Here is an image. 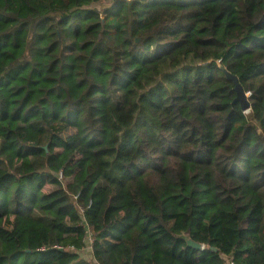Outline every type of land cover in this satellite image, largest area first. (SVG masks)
<instances>
[{
    "label": "trees",
    "instance_id": "16d2710c",
    "mask_svg": "<svg viewBox=\"0 0 264 264\" xmlns=\"http://www.w3.org/2000/svg\"><path fill=\"white\" fill-rule=\"evenodd\" d=\"M229 261L264 264V0H0V264Z\"/></svg>",
    "mask_w": 264,
    "mask_h": 264
},
{
    "label": "water",
    "instance_id": "95a60500",
    "mask_svg": "<svg viewBox=\"0 0 264 264\" xmlns=\"http://www.w3.org/2000/svg\"><path fill=\"white\" fill-rule=\"evenodd\" d=\"M221 70L225 73L226 77L233 82L234 84V91L236 93V98L235 101L240 103L241 109L244 112H247L250 109V104L248 102V98L249 95L247 93L244 92V90L242 89L241 85L239 84V81L237 79V77L229 74L224 67H220ZM187 242V245L195 248V249H201V245L194 243L193 241H191L189 238L185 239Z\"/></svg>",
    "mask_w": 264,
    "mask_h": 264
},
{
    "label": "rangeland",
    "instance_id": "374dc122",
    "mask_svg": "<svg viewBox=\"0 0 264 264\" xmlns=\"http://www.w3.org/2000/svg\"><path fill=\"white\" fill-rule=\"evenodd\" d=\"M99 6H100V4H96V5H95L96 8H99ZM83 257H84L85 259H89V258H90V250H89L88 247H87V249H85V252H84V254H83Z\"/></svg>",
    "mask_w": 264,
    "mask_h": 264
},
{
    "label": "built area",
    "instance_id": "2783aa9c",
    "mask_svg": "<svg viewBox=\"0 0 264 264\" xmlns=\"http://www.w3.org/2000/svg\"><path fill=\"white\" fill-rule=\"evenodd\" d=\"M90 242H91V240H90ZM228 264H234V263H233V262H231V261H229V262H228Z\"/></svg>",
    "mask_w": 264,
    "mask_h": 264
}]
</instances>
